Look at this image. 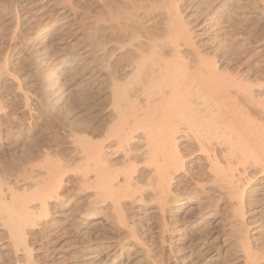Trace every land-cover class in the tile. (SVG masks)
Here are the masks:
<instances>
[{
    "label": "bare ground",
    "instance_id": "6f19581e",
    "mask_svg": "<svg viewBox=\"0 0 264 264\" xmlns=\"http://www.w3.org/2000/svg\"><path fill=\"white\" fill-rule=\"evenodd\" d=\"M17 1L25 0H1L0 12H14L15 24L20 22L23 26L29 25L32 15L40 17L43 34L35 29L29 40L34 48L32 66L43 94L54 100L59 96L60 100L72 81L88 88L95 75L100 110L107 119L96 122L98 118L91 117L94 101H90V93L85 94L84 135L74 164L81 171L84 192L92 191L86 204L96 210L108 204L106 211L113 218L119 217L120 223L125 220L120 218L125 214L121 210L125 201L135 206L155 203L163 215L168 210L171 181L183 178V172L186 177L182 154L177 150V142H183L195 148L188 175L195 177L196 182L187 187H200L203 181H198L206 177L217 183L235 204L236 214L233 211L232 220L227 223L235 241L227 256L224 252L226 258L236 264H264V79H259L262 72L259 74L256 61L250 65L237 58L242 55V49L238 50L245 43L243 37L254 33V26L247 24L251 21L245 13L247 7L239 0H193L198 8L192 20L197 30L194 32L188 22L193 14L187 8L182 12L178 6V2L189 4L192 0H60L85 10L94 3L101 7L93 24L97 42L74 57L56 51L51 63L45 64L46 53L56 46L51 34L58 23L53 19L55 7L49 0H41L34 14L29 11L18 16ZM252 1L255 5L264 0ZM206 34L207 38L201 40ZM237 63L249 68L244 71ZM14 82V75L0 67V88ZM12 89L26 101L18 88ZM2 109L0 103V113ZM48 171L43 180L24 178V182L0 196V230L4 240L1 249L26 264L32 262V252L41 248L33 247L31 237L41 234L43 226L51 228L52 233L55 230L48 217L52 205L59 200V179L54 176L56 173ZM191 202L192 198L187 196L175 208L180 211ZM247 206L252 207L249 212L256 216L250 225L243 218ZM129 232L132 236L133 229ZM218 235L223 243L230 239L225 234ZM210 244L205 239L199 244V258L204 261H212L216 256L217 249ZM98 247L93 251H102L103 245Z\"/></svg>",
    "mask_w": 264,
    "mask_h": 264
},
{
    "label": "rangeland",
    "instance_id": "374dc122",
    "mask_svg": "<svg viewBox=\"0 0 264 264\" xmlns=\"http://www.w3.org/2000/svg\"><path fill=\"white\" fill-rule=\"evenodd\" d=\"M49 1L55 7L56 13L53 19H57L58 23L51 33L56 41V46L54 51L46 53L48 59L45 64L51 63L56 51L61 54L64 53L65 56L74 57L84 50L92 48L98 37L93 24L101 13V7L94 3L90 9L85 10L82 7L60 0ZM40 2L41 0L17 1L19 5L16 11L18 16L29 11L30 15L32 12L34 14L36 6ZM237 2L248 8V10L245 9V13L251 18V21H248L247 24L254 26H250L254 29V33L250 34L249 37L246 34V39L243 37L245 43L243 42V46L240 45L238 50H243L240 51L242 55L240 54L241 56H237V58L239 57V62L246 60L245 63L250 65H252L251 62L254 64L257 62L256 65L260 70L258 71L259 74L261 72L264 74V66H262L264 65L262 63L264 62V1H261L262 4L258 2L255 5L252 0H239ZM194 3L193 0L189 4L178 2V6L181 11L188 9L189 14H193L191 22L188 21L189 28L197 32L194 22H192L193 16L198 11ZM87 12L91 14L88 15ZM38 17L32 15V21L28 22L29 25L23 26L20 25V22L17 25L15 24L14 12L5 15L0 12V67L7 69L15 77L13 85L4 84L0 88V103L3 107L2 113H0V196L7 194L9 189H14L26 179L35 182L43 180L49 169L48 172L56 173L57 175L54 176L59 179L55 178L59 182V184L57 183L59 185L57 193L60 201L57 199L54 202L48 217V222L55 224V230L52 233L51 228L43 226L42 231H40L41 234L38 233L39 235L31 237L29 242H32L33 247L41 246V248L32 252V257L36 258L37 256L38 258H32V262L29 264H190L191 262H196L195 264H229L230 260L226 256L228 251L233 250L235 241L233 238L235 237L232 236L233 233L227 223L232 220H230L233 215L231 213L234 211V214H236L235 204L229 198H226L222 190L216 185L217 183H211L206 177H204V180L202 178L198 181L199 183L203 181L200 184L198 183L200 187L189 189L196 182L195 177L188 175V166L193 163L192 160H195L193 153L195 148L189 147L183 142H177V150H179L180 155L182 154L181 160L184 163L185 170H187V173L185 172L186 177L184 178L185 174L183 172L180 173L184 175H180L183 178L171 181L168 193L170 202L168 201V208H166L168 210H165L164 216L155 203L146 202L144 205L135 206L125 201L121 205V210L123 208L124 211H122L125 214L124 217H120L125 220L120 219L122 222L120 223V221H117L119 217L114 215L113 218L111 216L113 214L106 211L108 204L98 207V210L94 207L90 208L86 204L88 196L92 195V191L84 192V186L80 182L79 172L81 171L77 170L75 165L79 156L80 138L84 135L82 119L85 117V113H83L85 94L90 93L88 97L91 98L90 101H94L92 104L95 106L91 110V117L96 116V119L98 118L95 119L96 122H101L103 119L105 121L107 117L100 110L101 106L99 105L101 103L99 104V101L101 98L98 97L99 90L94 74L88 88L85 85L86 89L85 86L77 85L76 80L72 81L66 96L60 100L59 96L54 100L43 94L44 92L39 89L41 81L34 73L32 66L34 48H31L29 40L35 29L43 34L42 21ZM255 17L257 18L255 19ZM46 34L48 32L44 33V35ZM203 36H201V40L207 38L208 35ZM196 41L199 42L200 38H197ZM245 48H248V50ZM236 65H239V63ZM240 68L246 71L249 67L248 65L244 67L242 65ZM50 69L53 71L54 67L50 65ZM261 74L259 79L263 81L264 75L261 76ZM14 87L26 96V103L23 102L21 97L13 93L12 88ZM94 94H96V97ZM58 165L63 169L58 170ZM64 165L68 169H65ZM189 169L191 168L189 167ZM52 172L50 173L52 174ZM251 181L253 180L251 179ZM187 196L192 198L191 204L178 211L175 208L176 203ZM251 209L252 207L247 206L243 210V218L245 223L248 222L247 225L253 223L256 218L253 213L249 212ZM207 215H209L208 218H206ZM226 219L227 221H225ZM125 226H127V230L124 229ZM132 229L134 236L129 235V231H132ZM162 229L164 230L162 231ZM220 233L225 234L228 238L230 237L226 241L227 243L222 242L223 238L219 239L220 235L218 234ZM2 235L0 230V264H26L10 251L1 249L4 242ZM216 235L217 240H214ZM204 239L209 240L211 247L214 246L217 249L216 256L212 261H204L199 258V244ZM98 245H103L102 251H93L100 248ZM92 255L97 256L91 258ZM231 262L235 263L231 260L230 264H232Z\"/></svg>",
    "mask_w": 264,
    "mask_h": 264
}]
</instances>
